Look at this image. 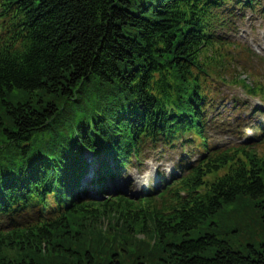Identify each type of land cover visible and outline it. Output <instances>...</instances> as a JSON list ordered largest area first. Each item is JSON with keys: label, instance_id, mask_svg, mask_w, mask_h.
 I'll return each instance as SVG.
<instances>
[{"label": "trees", "instance_id": "trees-1", "mask_svg": "<svg viewBox=\"0 0 264 264\" xmlns=\"http://www.w3.org/2000/svg\"><path fill=\"white\" fill-rule=\"evenodd\" d=\"M248 11L264 16V0H0V253L124 264V234L158 264H264V243L244 253L192 234L219 212H264V107L225 92L264 103V57L229 34ZM230 101L250 111L236 126ZM242 124L254 137L212 142ZM159 148H182L170 183L106 192Z\"/></svg>", "mask_w": 264, "mask_h": 264}, {"label": "rangeland", "instance_id": "rangeland-1", "mask_svg": "<svg viewBox=\"0 0 264 264\" xmlns=\"http://www.w3.org/2000/svg\"><path fill=\"white\" fill-rule=\"evenodd\" d=\"M139 2L144 0H137ZM237 32L229 33L233 38L250 45L252 49L255 50L260 56L264 57V16L259 13H254L248 11L244 19H239L236 22ZM225 92L229 94L231 99H246L248 94L242 87L234 86L226 89ZM228 109L222 108L224 111L223 116L230 118L232 125L236 126L237 122H242L244 116L249 114L250 111H244L242 113V119H240L238 114H233L230 110L232 106L231 101L227 105ZM248 109L252 110L251 105H248ZM258 119L260 122H264V115H257L254 120ZM244 125L242 124V127ZM254 128L253 132H257V128ZM243 133L242 128L239 130ZM244 129V134H245ZM250 132L249 134H253ZM215 141L222 143L227 141L237 140V136L225 133H213ZM2 135L0 134V138ZM90 162L91 156L88 155ZM183 157L182 148L178 149H157L148 152V155L142 160L143 163L139 168H134L132 166L122 174L118 182L110 181L108 187L118 188L126 194L137 195L142 191L149 190L151 187L156 186L158 183V178L160 175H165L169 181L173 174H178L179 169L177 167L178 162ZM95 164L91 167L90 171L87 173L86 183L91 182L93 178V170ZM131 180L130 182H128ZM129 191V192H127ZM93 193L95 191L93 190ZM234 208L232 206L228 211ZM201 233H211L215 234L219 239L228 242L234 249L247 253L249 251V245H253L256 249H261V244L264 243V212H219L215 216H211L208 220L200 225L196 230L192 231L193 237H199ZM123 241L127 242L125 249L128 252L121 251V258L124 264H137L138 257L142 255V259H146L144 264H158L157 255L153 254L152 249L149 248L147 242H142L129 239L126 235L121 234ZM136 238H144L142 236H136ZM79 250L78 252H82ZM97 251V250H96ZM23 250H15L5 248L4 252L0 253V264H18L23 258ZM28 259L34 258L36 261L44 264H55L56 260L50 255L45 254L43 251L38 252L36 249L30 250L27 253ZM152 258V260H151ZM58 263L60 264H70L72 260L63 255L58 256ZM104 259L107 257L104 254L99 253L96 256V260L100 264H105ZM16 261V262H15ZM163 264V261L159 262Z\"/></svg>", "mask_w": 264, "mask_h": 264}]
</instances>
